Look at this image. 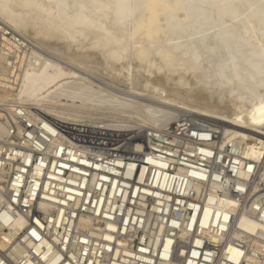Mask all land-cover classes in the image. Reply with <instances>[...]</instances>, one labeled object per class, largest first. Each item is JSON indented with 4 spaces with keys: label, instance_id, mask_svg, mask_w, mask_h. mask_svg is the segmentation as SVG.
I'll return each instance as SVG.
<instances>
[{
    "label": "built area",
    "instance_id": "built-area-1",
    "mask_svg": "<svg viewBox=\"0 0 264 264\" xmlns=\"http://www.w3.org/2000/svg\"><path fill=\"white\" fill-rule=\"evenodd\" d=\"M0 111V264H264V230L239 227L264 224V134L248 155L188 114L125 136Z\"/></svg>",
    "mask_w": 264,
    "mask_h": 264
},
{
    "label": "bare ground",
    "instance_id": "bare-ground-1",
    "mask_svg": "<svg viewBox=\"0 0 264 264\" xmlns=\"http://www.w3.org/2000/svg\"><path fill=\"white\" fill-rule=\"evenodd\" d=\"M0 29L9 109L22 102L125 136L188 114L248 155L263 143L264 0H0ZM239 227L264 230L246 216Z\"/></svg>",
    "mask_w": 264,
    "mask_h": 264
},
{
    "label": "rangeland",
    "instance_id": "rangeland-1",
    "mask_svg": "<svg viewBox=\"0 0 264 264\" xmlns=\"http://www.w3.org/2000/svg\"><path fill=\"white\" fill-rule=\"evenodd\" d=\"M219 4H220V2H219ZM213 10V9H212ZM218 15V14H217ZM212 16V15H211ZM219 16V15H218ZM34 39V38H33ZM116 85L117 86H122V84H121V82L119 81V80H116Z\"/></svg>",
    "mask_w": 264,
    "mask_h": 264
}]
</instances>
